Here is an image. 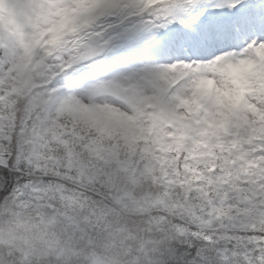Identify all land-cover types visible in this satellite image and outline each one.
<instances>
[{
	"label": "snow or ice",
	"instance_id": "snow-or-ice-1",
	"mask_svg": "<svg viewBox=\"0 0 264 264\" xmlns=\"http://www.w3.org/2000/svg\"><path fill=\"white\" fill-rule=\"evenodd\" d=\"M0 264H264V0H0Z\"/></svg>",
	"mask_w": 264,
	"mask_h": 264
}]
</instances>
